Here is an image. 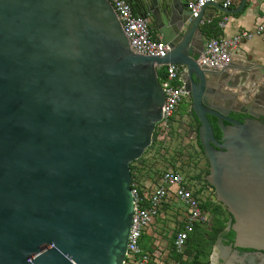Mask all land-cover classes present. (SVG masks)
<instances>
[{"label": "water", "instance_id": "1", "mask_svg": "<svg viewBox=\"0 0 264 264\" xmlns=\"http://www.w3.org/2000/svg\"><path fill=\"white\" fill-rule=\"evenodd\" d=\"M147 1L164 56L133 52L107 0H0V264H123L130 164L161 121L155 68L164 65L183 69L205 180L230 215L228 249L237 264H264V92L249 99L245 75L231 66L199 67L205 10L192 20L182 0ZM245 5L208 7L237 15ZM208 74L218 82L209 103Z\"/></svg>", "mask_w": 264, "mask_h": 264}, {"label": "built area", "instance_id": "2", "mask_svg": "<svg viewBox=\"0 0 264 264\" xmlns=\"http://www.w3.org/2000/svg\"><path fill=\"white\" fill-rule=\"evenodd\" d=\"M107 1L116 14L121 30L133 52L155 58L164 56L169 51L161 38L154 36L149 14L135 13L129 0ZM234 1L186 0L185 4L186 9L190 12V19L193 20L198 19L203 10L206 12L208 5L217 4L222 9L227 10L232 7ZM227 20V15H224L218 22L219 29L226 27ZM212 21L213 18L206 15L199 21V27L208 25ZM261 36H264V23L256 26L253 31L242 30L231 37L223 35L206 37L203 51L196 62L199 67L207 71L226 70L230 73L228 68L231 66L232 58L239 54L240 45ZM161 69L165 74L162 79L158 77L164 93L163 114L154 131L160 138L159 141H163L165 136L172 131L174 114L184 96V85L181 78L183 69L176 65H164L155 68L156 72ZM131 185L133 213L123 264H183L185 260L184 249L188 238L196 227H202L209 223L206 211L200 206L199 196L181 177L180 173L172 169L162 172L158 178L146 187V190L142 186L136 185L133 178ZM171 202H178V205L185 211L183 224L174 231L173 235L175 237L173 239V236L169 235V241L164 239V243L153 249V252H145L141 248L144 234L149 231V228L154 225L157 219H164V212L169 209ZM155 237L153 234L152 239ZM165 251L171 253L172 257L180 255L181 258H173L171 261H167Z\"/></svg>", "mask_w": 264, "mask_h": 264}, {"label": "rangeland", "instance_id": "3", "mask_svg": "<svg viewBox=\"0 0 264 264\" xmlns=\"http://www.w3.org/2000/svg\"><path fill=\"white\" fill-rule=\"evenodd\" d=\"M146 4L148 5V1ZM228 26V23H227ZM151 28L155 29L151 24ZM227 29V28H226ZM254 41V40H253ZM251 41V45L253 50L259 51L261 57H264V46L254 47V42ZM264 64V60L260 61ZM163 72V70H159V76ZM187 109L186 104L180 105L179 109L174 114L173 119V127L172 131L169 135L165 136L163 141H159V137L156 135L152 136V144L151 146L144 151L143 155L139 160L130 164L132 166V172L134 169L138 170V174L142 180L148 179H156L160 176L162 172L167 169H172L180 173L181 177L190 185L194 190L198 189V186H202L203 190L206 189V184L204 182L206 172H207V164L205 162V156L202 155L199 148L195 145L194 129L190 127V130L187 127H183L182 124L187 125L185 121H181L183 114H179L180 111H184ZM181 118L178 120V116ZM154 135V134H153ZM156 137V139H155ZM196 179L198 182H196ZM145 188L147 186H142ZM208 191V190H207ZM210 192H204L199 195V199L203 202L207 201L206 216L209 217L210 220L216 222V225L220 228H226L227 219L229 215L226 213V210L222 205H220L217 201H211L209 198ZM174 214V215H173ZM179 215L183 216V210L178 202H171L169 205V209L165 211L164 219L158 220L157 227L161 230L163 237L166 241H169L171 235V230L175 228V217ZM206 233L203 231L201 227H196L194 232L190 235L193 239V250L198 254V258L196 259L197 264H210V259L213 254L215 245V241L209 242V246H206L205 235ZM215 239H217L215 237ZM148 242V239L144 240L143 247L147 250L148 248L145 244ZM187 262L183 264H194L195 260L191 254L187 255Z\"/></svg>", "mask_w": 264, "mask_h": 264}, {"label": "crops", "instance_id": "4", "mask_svg": "<svg viewBox=\"0 0 264 264\" xmlns=\"http://www.w3.org/2000/svg\"><path fill=\"white\" fill-rule=\"evenodd\" d=\"M139 3L142 4L144 10L146 8V1L145 0H138ZM241 0H235L234 4L230 9L236 8L240 4ZM185 4L186 0H182ZM206 15L213 18L214 22H219L224 15H227L228 26L226 23V27L224 29H220L221 34L225 37H231L239 31L246 30V31H253L256 26L261 23H264V0H246V5L244 6L243 10L236 16L224 14L223 12L217 10L214 7H208L206 9ZM227 28V29H226ZM203 32V29L200 28ZM154 36L161 38L159 33L152 29ZM254 40V41H253ZM254 47L264 46V36L255 37L253 38ZM251 41L243 42L239 47V54L235 55L231 60V70L232 74L242 72L245 76L244 79L246 80V84L249 85L248 88V98L249 99H257L255 97L260 96V88H262L264 92V64L261 63V60H264V57H261L260 52L257 50H253L251 45ZM235 67L237 69H235ZM228 72V71H226ZM230 75V74H229ZM258 89L260 91H258ZM246 95V94H245ZM138 170L134 169L133 171V182L138 186H149L154 179L142 180L140 175L138 174ZM165 214V212H164ZM174 215V214H173ZM176 216V215H175ZM185 211H183V216L180 217L177 215L175 217V229L180 227L184 222ZM161 219V218H160ZM157 219L149 228L146 234H144V238L141 241V248L145 252H153V249L158 248L162 243H164V238L161 230L157 227L158 220ZM156 236L154 239H152ZM148 239V242L145 246L148 248L147 250L143 247L144 240ZM154 244V245H153ZM155 253V252H154ZM166 253V251H165ZM166 260L171 261L174 256L172 257L171 253H166ZM184 262H187V256L184 255ZM238 257L231 255L229 249L220 250L218 247L214 248L213 254L210 259V264H237Z\"/></svg>", "mask_w": 264, "mask_h": 264}, {"label": "flooded vegetation", "instance_id": "5", "mask_svg": "<svg viewBox=\"0 0 264 264\" xmlns=\"http://www.w3.org/2000/svg\"><path fill=\"white\" fill-rule=\"evenodd\" d=\"M150 17H151V15H150ZM151 24L154 26V23H153L152 17H151ZM201 69H203V68H201ZM203 70H205V69H203ZM211 73H212V72H211ZM212 75H213V74H211V75H210V74L205 75V80H204L203 99H204L205 102H207V103H209V102L212 100V95H213V93H216V92H217V89L215 88V85H218V82L214 79V76H212ZM199 83H200V81H196V84H197V85H199ZM219 87H220V86H219ZM188 88H190V89L192 90V87H191L190 84H188ZM222 88H223V86H221L220 89H222ZM235 102H236V101H235ZM235 102H233V103H235ZM182 104H186V107H187V109H185L184 111H180V110H179V114H183V117H182V120H181V121H182V122L185 121V123L187 124V125L182 124V126H183V127L186 126L188 130H190V127H189V126H191V128L194 129V131H195V135H194V138H193V139H194V141H195V145H196L197 148H198L196 135H197V128L199 127V122H198V120H197V118H196V115H195V113H194V111H193V107H192V95H191V93H190V94L187 93L185 89H184V96H183V98H182V102H181L180 105H182ZM180 105H179V107H180ZM179 107H178V109H179ZM177 116H178V115H177ZM208 117H209V116H208ZM210 117H212V116H210ZM228 117H229L230 119H232V120L239 121V122H244V121L248 118V116L243 115V114H240V113H236V114L231 113ZM213 118H214V117H213ZM180 119H181V118H179V116H178V120H180ZM257 120L264 124V117L260 116V117L257 118ZM224 124L227 125V123H224ZM220 138H221V137H220ZM220 138H219V140H220ZM205 162H206V164H207V173H208L209 164H208V161H207L206 158H205ZM207 173H206V175H207ZM205 177H206V176H205ZM204 181L206 182V180H204ZM196 182H198L197 179H196ZM206 184H207V182H206ZM206 189H207L208 191H207V190H203L202 186H198V189L195 190V192H196V193L198 192V193H197L198 196H199L200 194L204 193L205 191H206V192H210V195H209L210 202H211V201H217V200H216V197H215V192H214L213 188L207 184ZM220 205H221V204H220ZM226 212H227V211H226ZM229 218H230V216L228 217V219H229ZM228 219H227V221H228ZM175 230H176L175 228H173V230H171V235H170L171 237L173 236ZM208 231H209V232H212L211 229H209ZM230 232H232V231H226V230L224 229V230L218 235V237H217V239H216V241H215V242H216L215 245H216L220 250H223L224 252H225V249H228L229 245H231V243H232V241H233V239H234V237H233L232 240L229 239L228 234H229ZM233 234H234V233H233ZM232 251H233V250H232ZM232 251H230V252H231V255L236 256L235 254H233ZM239 253L242 254V253H244V251H243V250H240ZM236 257H237V256H236Z\"/></svg>", "mask_w": 264, "mask_h": 264}, {"label": "trees", "instance_id": "6", "mask_svg": "<svg viewBox=\"0 0 264 264\" xmlns=\"http://www.w3.org/2000/svg\"><path fill=\"white\" fill-rule=\"evenodd\" d=\"M129 1L132 3V7H133V10H134L135 13H137V14H144L145 10H144L142 4L139 3L138 0H129ZM237 15H238V14H237ZM234 16H236V15H234ZM201 28L203 29V34H204L206 37H218V36H222L221 31H220V29H219V27H218V22H217V21L214 22V20H213L210 24L205 25V26H203V27H201ZM151 30H152V29H151ZM164 76H165L164 72H161L160 76H159V73H158V77H159L160 79L164 78ZM208 120H209V122H210V124H211L212 130H213L214 138L217 139V140H219V138L221 137V131H220V129H219V126H218L217 120H216L215 118H213V117H210V116L208 117ZM224 125H225V124H224ZM225 126H227V125H225ZM198 128H199V127H198ZM198 128H197V132H198ZM155 135H156V134L154 133L153 138H154ZM196 138H197V145H198V148H199L200 152L202 153V155L204 156V152H203L202 145L200 144L199 139H198V134L196 135ZM155 139H156V137H155ZM135 162H136V161H135ZM132 163H134V162H132ZM132 163H131V164H132ZM130 170H131V174H132L133 172H132V166H131V165H130ZM206 173H207V172H206ZM132 178H133V174H132ZM204 182H205V181H204ZM205 184H206V182H205ZM206 185H207V184H206ZM197 193H198V192H197ZM197 193H196V194H197ZM197 195H198V194H197ZM207 204H208L207 201H206V202L201 201V205H200V206H201V208H202L203 210L208 211ZM226 213L228 214V212H226ZM228 215H229V214H228ZM229 216H230V215H229ZM201 228H202L203 231L206 233V234H205V235H206V237H205V241L207 242V243H206V246H209V242L211 243L212 241L216 240L215 237L217 238L218 235L224 230V228H220V227H218V226L216 225V222H214L213 220H210V224H209L208 226H202ZM209 229H211L212 232H209V231H208ZM174 237H175V235H173L172 239H173ZM228 237H229L230 240H232L233 237H234L233 232H230V233L228 234ZM192 244H193V239H192L191 237H189L188 240H187L186 247H185V249H184V255L187 256V255H190V254H191V256L195 259V260L193 261V263H194V264H197L196 259L198 258V254L195 253V251L193 250V246H192ZM174 258H175V259H180L181 256H180V255H178V256L175 255Z\"/></svg>", "mask_w": 264, "mask_h": 264}]
</instances>
